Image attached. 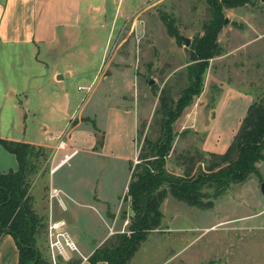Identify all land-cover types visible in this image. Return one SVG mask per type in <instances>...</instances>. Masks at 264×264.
Returning a JSON list of instances; mask_svg holds the SVG:
<instances>
[{
	"label": "rangeland",
	"instance_id": "1",
	"mask_svg": "<svg viewBox=\"0 0 264 264\" xmlns=\"http://www.w3.org/2000/svg\"><path fill=\"white\" fill-rule=\"evenodd\" d=\"M222 3L226 20L218 33L222 51L209 60L200 95L194 97L173 125L176 137L167 167L176 174L183 173L187 156L202 150L207 123L210 125V117L225 88L233 86L254 99L264 96V0H223ZM163 17L170 19L180 37L190 39L189 45L172 35ZM212 17L209 0H84L81 26L68 32L67 48L64 52L59 50V57L63 65L73 70L64 85L75 101V110L90 115L81 117L88 129L93 121L105 129L110 123L109 109L129 107L138 116L136 141L131 142L128 133L118 136L112 133L109 143L113 146L119 142L127 158H133L146 136L156 139L161 133L162 114L158 112L161 92L165 90L177 99L188 87L192 46ZM44 81L42 76L35 79L41 84ZM50 106L41 105L33 116L26 117L28 138L35 139L44 122L49 123L55 136L63 130L62 115L49 112ZM197 110L202 111L201 128L190 118ZM129 117L120 123L126 131L133 114ZM21 122V116L17 117V123L21 125ZM101 137L100 132L98 140ZM52 154L48 152L46 160L40 161L30 191L33 207L45 221L38 246L48 259L50 214L54 215L53 220L73 215L72 211L63 209L58 198L51 200V189L46 184ZM199 165L205 168L204 163H197V170ZM130 166L129 159L84 151L56 174L59 184L72 190L75 197H83L82 206L77 207L76 230L89 246L108 231L106 212L115 223L109 228L112 236L127 230L131 214L126 196L132 174ZM257 166L259 173L232 184L221 195H215V186L204 188L206 207L203 208L190 206L169 193L162 204V228L154 230L128 264H264V160ZM96 193L108 200L106 206L96 199ZM61 197L66 202L63 194ZM80 250L72 259L90 264Z\"/></svg>",
	"mask_w": 264,
	"mask_h": 264
},
{
	"label": "crops",
	"instance_id": "2",
	"mask_svg": "<svg viewBox=\"0 0 264 264\" xmlns=\"http://www.w3.org/2000/svg\"><path fill=\"white\" fill-rule=\"evenodd\" d=\"M83 1L0 0V138L29 142L44 147L48 152H53L50 156L51 170L46 185H49L51 190L60 189L61 194L66 197V202L62 199V207L66 212L72 211L73 214H71L72 218L71 216L65 218L68 228L82 251L89 257L112 236L109 228L115 223L110 218L112 221L109 224L110 219L106 212L108 231L102 234L93 246H89L87 240L76 230V221L79 216L77 207L82 206L83 197L81 199L75 197L72 190L57 182L55 176L69 164L70 160L84 151L103 157L116 156L129 159L131 169L132 162L137 156L127 158L128 155L119 148L121 146L119 142H117L118 145L113 144L112 146L109 138L112 133H116L117 136L118 133H128L127 138L131 139V142L136 141L138 116L129 107L126 109L112 107L108 114L110 123L105 129L97 126L96 121H93V126L88 129L81 117L89 118L90 115L84 114L83 111L79 113L74 108L75 101L71 99V93L64 85L66 78L73 75V70L67 64H62L59 50L62 49L64 52L67 48L65 45L68 32L81 26ZM97 6L100 5L97 4ZM39 76L46 81L42 84L35 82ZM253 101L254 97L248 92H242L233 86L225 88L219 105L210 117V125L207 123L201 148L207 152L224 153L230 146ZM50 104L52 111L49 110V112H59L62 115V120L65 121L63 130L56 132L55 136L48 126L49 123L44 122L39 126L40 134L37 133L35 139L28 138L26 117L30 114L33 116L41 105ZM131 114H133V119L130 120L131 125L126 131L124 125L120 123L129 119ZM191 114L193 115L190 118L194 124L196 123L201 128L203 125L202 111H193ZM20 116L23 119L21 125L17 123V117ZM71 121L74 122L73 125H69ZM17 130L21 133H17ZM100 132L104 137L101 146L98 145ZM54 139L56 142L53 141ZM62 141L64 145L61 147ZM66 154L69 155L68 161L61 162ZM18 168L19 162L16 155L0 143V170L8 172L18 170ZM33 187L32 184L31 189ZM95 197L105 204L103 207L108 204V200L103 196L99 197L98 193ZM104 210L106 211V207ZM50 211L52 212V204ZM49 217L53 220L54 215L50 214ZM210 228L213 227L206 229ZM155 232H150L144 242ZM0 264H19L18 246L10 234L0 235ZM97 264H107V262L100 261Z\"/></svg>",
	"mask_w": 264,
	"mask_h": 264
},
{
	"label": "trees",
	"instance_id": "3",
	"mask_svg": "<svg viewBox=\"0 0 264 264\" xmlns=\"http://www.w3.org/2000/svg\"><path fill=\"white\" fill-rule=\"evenodd\" d=\"M209 1L213 17L192 46L193 63L188 66L190 83L177 99L165 90L161 92L158 109L162 114L161 133L156 139L145 137L143 145L138 148L137 162L132 164L126 195L131 209L128 229L109 237L97 248L88 257L90 264L100 261L128 264L149 233L161 228L162 204L169 193L190 206L203 208L206 207L204 188L215 186V195L218 196L232 184L242 183L252 173H259L257 163L264 160V96L254 99L249 106L224 153L197 151L185 158L182 174L171 172L167 167L176 137L173 125L194 97L200 95L209 60L222 51L218 33L226 22L222 15L223 0ZM163 18L167 20L172 35L181 39L170 19ZM103 142L104 137H101L98 145ZM0 143L14 153L19 162L18 170H0V235L10 234L15 239L19 264H52L38 246L45 221L35 211L30 192L33 175L39 171L40 161L46 160L48 151L29 142L0 138ZM197 163H204L205 168L199 165L197 170ZM57 263L80 264V261L72 258L65 261L59 257Z\"/></svg>",
	"mask_w": 264,
	"mask_h": 264
},
{
	"label": "built area",
	"instance_id": "4",
	"mask_svg": "<svg viewBox=\"0 0 264 264\" xmlns=\"http://www.w3.org/2000/svg\"><path fill=\"white\" fill-rule=\"evenodd\" d=\"M63 145L64 142L62 141L60 146L62 147ZM68 158L69 155L66 154L61 162H64ZM61 193L62 191L60 189L53 188L51 190L50 196L51 198H58L60 204L63 206ZM48 235L49 249L51 253L50 260L52 264H58L57 260L59 257L63 258L64 260H70L75 254L81 253L80 247L73 238L66 220H50L48 226Z\"/></svg>",
	"mask_w": 264,
	"mask_h": 264
},
{
	"label": "water",
	"instance_id": "5",
	"mask_svg": "<svg viewBox=\"0 0 264 264\" xmlns=\"http://www.w3.org/2000/svg\"><path fill=\"white\" fill-rule=\"evenodd\" d=\"M181 38L185 41L186 45L190 44V39L184 36H181ZM262 190L264 191V182L262 183Z\"/></svg>",
	"mask_w": 264,
	"mask_h": 264
}]
</instances>
